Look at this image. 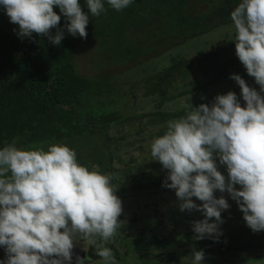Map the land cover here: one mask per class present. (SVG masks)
I'll use <instances>...</instances> for the list:
<instances>
[{
	"label": "trees",
	"instance_id": "16d2710c",
	"mask_svg": "<svg viewBox=\"0 0 264 264\" xmlns=\"http://www.w3.org/2000/svg\"><path fill=\"white\" fill-rule=\"evenodd\" d=\"M239 2L133 0L123 11L105 2L104 13L89 16L86 40L68 34L62 17L59 27L65 38L59 46L36 34L17 38L0 24V142L27 134L29 150L50 143L67 145L75 150L81 165L95 162L101 169L98 172L111 177L117 197L166 188L167 172H139L130 183L112 179L120 148L163 135L167 122L184 116L191 104L211 105L217 95L230 91L239 99L241 89L230 79L234 74L259 90L232 41L219 40L192 55L174 54L213 30L231 26L230 15ZM80 4L87 12L85 0ZM54 11L60 14L58 7ZM97 54L105 56L104 64ZM158 60L160 68H156ZM139 70L141 77L133 79L131 75ZM101 153L107 156L97 161ZM219 170L227 176L225 166ZM167 233L141 232L107 246L115 258L128 249L161 251L159 258L165 261L177 257L172 251L177 247L179 254L192 256L194 249L205 254L209 245L264 246V231L253 233L248 227L218 242L194 240V232L180 235L172 229ZM88 250L91 259H100L92 245ZM0 260H6L3 247Z\"/></svg>",
	"mask_w": 264,
	"mask_h": 264
},
{
	"label": "clouds",
	"instance_id": "9594fccd",
	"mask_svg": "<svg viewBox=\"0 0 264 264\" xmlns=\"http://www.w3.org/2000/svg\"><path fill=\"white\" fill-rule=\"evenodd\" d=\"M105 2L123 11L133 0H85L87 12L80 0H0V6L10 23L19 26L18 36L36 34L59 46L65 38L62 17L68 34L86 40L89 16L104 13ZM230 18L236 55L259 91L232 75L245 106L232 91L217 95L211 105L191 104L184 116L167 122L164 134L150 146L153 161L167 170L163 186L175 190L180 211L204 216L192 224L197 241L218 242L223 235L222 212L230 204L223 195L215 196L217 190L236 202L253 233L264 231V0H240ZM115 192L109 175L81 165L67 145L22 150L13 142L3 147L0 247L6 260L0 264H72L78 240L93 246L100 264H117L107 246L122 225V202ZM192 257V264H203L204 251L194 249ZM76 264L86 260L77 256Z\"/></svg>",
	"mask_w": 264,
	"mask_h": 264
},
{
	"label": "rangeland",
	"instance_id": "374dc122",
	"mask_svg": "<svg viewBox=\"0 0 264 264\" xmlns=\"http://www.w3.org/2000/svg\"><path fill=\"white\" fill-rule=\"evenodd\" d=\"M0 24L6 30L10 32L13 36L17 38H23L18 36L19 26L10 23V19L6 14L3 6H0ZM227 39L232 41L235 39V30L231 26L226 28H220L218 30H213L206 35L196 39L192 44L182 47L174 52L192 55L196 52H201L202 49L207 48L209 45L219 41ZM104 55L97 54V60L101 63H105ZM160 60L156 61V68H160L162 66V62ZM146 67L153 68L151 65H147ZM141 71H137L131 75L133 79H138L141 77ZM259 91V90H258ZM239 101H244L242 97L239 98ZM246 103H242L241 106H244ZM154 138L146 137V140H142L139 143H135L132 145L122 146L120 148V155L117 156L119 158L116 159L115 163V174L112 176V179L116 178L118 183H130L135 177L139 176V172L142 173H158L162 175L167 170L163 169V166L153 161L151 156V143ZM30 135L21 134L19 137L11 138L10 140H6L4 143L0 142V149L3 147L15 143L16 147L22 150H29V147L26 149L27 144L30 143ZM42 147L47 150L48 145H40L33 148ZM106 153H101L97 155V161L100 159L106 158ZM121 158V159H120ZM217 164L219 165V161L217 160ZM95 162H86L84 166H87L90 171H97L101 169L97 166ZM237 188L239 186L237 185ZM223 195L230 204V208L226 211L222 212V219L224 223L220 225V231L223 235L218 238H225L228 233H232L237 231L240 227H247L246 222L243 220V213L239 210L238 205L234 200L231 199L228 193H220L218 190L215 192V196L220 198ZM122 202V214L119 217V220L122 222L121 227L117 230L115 238L113 242L119 243L122 242L126 236H130L134 238L137 234H141V232H145L148 235H166L167 232L174 229L177 230L180 235H183L192 231V224L194 221L203 220L204 216L197 211H193L189 213L188 211L181 212L179 209V200L176 197L175 190H171L168 188H162L159 192L156 191H147V192H139L136 194H129L127 196L118 197ZM194 202L198 205L201 204L198 199L193 198ZM215 222L214 219L213 221ZM216 239V238H213ZM75 246L82 247L87 249L90 244L83 240H78L75 243ZM179 252V251H178ZM216 252V251H214ZM217 253V252H216ZM122 255V253H119ZM158 254H145L137 257H132L131 262L134 261L141 262L143 264H150L151 262L156 264H167L161 262L157 259ZM212 257L213 263L222 264L221 261L224 255H216ZM244 258V261L240 259V261H236L233 264H250L247 262V257ZM193 257L189 256H178L172 264H192ZM127 261V260H126ZM129 262V261H128ZM264 262V258L261 261H258L254 264H261ZM87 264H98V263H87ZM203 264H206V261H203ZM224 264H230L229 261H226ZM264 264V263H263Z\"/></svg>",
	"mask_w": 264,
	"mask_h": 264
},
{
	"label": "flooded vegetation",
	"instance_id": "af4514ba",
	"mask_svg": "<svg viewBox=\"0 0 264 264\" xmlns=\"http://www.w3.org/2000/svg\"><path fill=\"white\" fill-rule=\"evenodd\" d=\"M229 246L228 245H209L206 250V253H205V261H206V264H216V263H213V260H212V257L215 256L214 254L216 255H224L225 258L222 259L221 263L224 264L226 261H229L230 264H233L234 262L236 261H240V259H242L244 261V258L242 257H247L248 256V259H247V262H249L250 264H254L258 261H261L263 258H264V246L262 247H255V246H252V247H248L246 249H243V248H240V249H229L228 248ZM81 249L84 250V248L80 247ZM221 248V249H219ZM86 264L87 263H98L100 264V259H97V260H93L89 257V250L88 248L86 249ZM174 253L177 254V257L180 256L181 254L180 253V249L177 247L175 249L172 250ZM179 251V252H178ZM216 251V252H214ZM161 251H150V252H132L131 250H128L126 252H122V255H119L117 258H116V261H117V264H143L141 262H138V261H134V263H132L131 261V258L132 257H137V256H141V255H145V254H158L157 255V259L161 262H164V263H167V264H172L173 261L176 260L173 259V260H163L162 258L160 259L159 258V253ZM181 256H184L183 254ZM189 257H192V256H189ZM127 260V261H126ZM129 261V262H128ZM264 263V262H263ZM261 263V264H263ZM76 264V263H75ZM150 264H156V263H153L151 262Z\"/></svg>",
	"mask_w": 264,
	"mask_h": 264
},
{
	"label": "water",
	"instance_id": "95a60500",
	"mask_svg": "<svg viewBox=\"0 0 264 264\" xmlns=\"http://www.w3.org/2000/svg\"><path fill=\"white\" fill-rule=\"evenodd\" d=\"M79 256L81 258L86 259L87 255H86V251L75 246L73 249V260H72V264L76 263V257Z\"/></svg>",
	"mask_w": 264,
	"mask_h": 264
}]
</instances>
